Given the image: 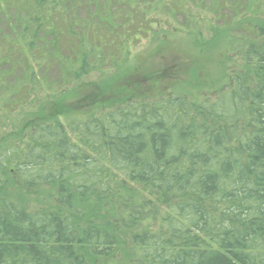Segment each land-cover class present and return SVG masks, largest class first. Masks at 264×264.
I'll list each match as a JSON object with an SVG mask.
<instances>
[{
  "label": "trees",
  "instance_id": "obj_1",
  "mask_svg": "<svg viewBox=\"0 0 264 264\" xmlns=\"http://www.w3.org/2000/svg\"><path fill=\"white\" fill-rule=\"evenodd\" d=\"M114 3L131 13L120 16ZM146 3L0 0L24 15L16 38L28 31L30 41L22 54L37 50L46 60L63 36L74 40V79L127 61V45L152 30L140 11ZM263 3L250 7L264 13ZM86 5L94 11L81 20ZM241 23L251 35L236 44L242 67L215 99L134 101L68 129L58 120L35 122L0 150V264L109 259L120 231L140 264H264V19ZM12 42L3 43L0 64L16 67ZM11 92L10 99L18 95ZM11 177L25 190H49L51 205L33 210L10 200ZM149 221L157 229L145 228Z\"/></svg>",
  "mask_w": 264,
  "mask_h": 264
},
{
  "label": "rangeland",
  "instance_id": "obj_2",
  "mask_svg": "<svg viewBox=\"0 0 264 264\" xmlns=\"http://www.w3.org/2000/svg\"><path fill=\"white\" fill-rule=\"evenodd\" d=\"M250 1L145 0L140 11L152 24V30L127 45V61L118 68L104 67L106 71L97 68L78 79L73 78L78 65L69 49L74 40L63 36L57 54L48 50L46 60L40 59L37 50L22 54L21 43L30 41L28 31L21 41L16 38L23 28L17 23L24 15L20 16L15 8L0 6V45L13 41L19 63L16 67L0 64V80L5 83L0 84V150L28 134L35 122L58 120L68 129L73 123L134 101L152 102L175 95L191 102L215 99L231 83L233 71L242 67L236 44L251 39V35L241 22L245 18L260 22L264 19L257 7H250ZM111 7L120 16L131 13L125 3ZM93 11L94 7L81 6L78 17L85 19ZM12 14L16 15L12 18ZM125 30L119 31V36L123 37ZM6 53L8 49L3 44L0 56ZM8 89L18 95L10 99L13 96L5 94ZM6 193L10 200L29 209L51 205L49 190H25L13 177ZM149 222L145 228L157 229L153 221ZM118 239L112 258L90 259L88 264H109L114 260L140 264L129 249L128 235L120 231Z\"/></svg>",
  "mask_w": 264,
  "mask_h": 264
}]
</instances>
